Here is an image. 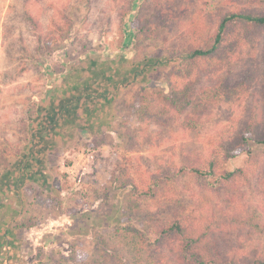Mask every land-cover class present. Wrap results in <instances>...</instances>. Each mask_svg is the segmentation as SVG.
<instances>
[{
	"label": "rangeland",
	"instance_id": "rangeland-1",
	"mask_svg": "<svg viewBox=\"0 0 264 264\" xmlns=\"http://www.w3.org/2000/svg\"><path fill=\"white\" fill-rule=\"evenodd\" d=\"M241 11L264 13V0H0V264H181L178 242L153 235L176 219L217 221L222 254L251 261L264 250L263 237L231 221L264 220V144L226 161L233 171L251 156L232 188L186 170L254 107L264 133V29L244 32L220 67L179 76L185 51ZM245 74L239 103L196 109L201 89ZM101 82L114 86L105 145L85 128ZM54 102L64 108L53 112ZM38 153L51 176L42 196L26 186V158ZM134 188L147 197L131 202Z\"/></svg>",
	"mask_w": 264,
	"mask_h": 264
},
{
	"label": "trees",
	"instance_id": "trees-1",
	"mask_svg": "<svg viewBox=\"0 0 264 264\" xmlns=\"http://www.w3.org/2000/svg\"><path fill=\"white\" fill-rule=\"evenodd\" d=\"M261 29H264V13L247 11L227 13L208 39H205L198 47H192L185 51L186 59L180 63L179 76L188 77L197 68L208 70L220 67L234 55L235 49L241 44L244 32H255ZM248 79L245 74L240 80L233 83L219 82L201 89L196 98V109L201 110V107L216 103H239L248 88ZM141 94L143 103L140 109L142 114L150 115L152 112L149 107V99L144 93ZM257 109L253 108L249 119L241 129L221 131L208 157L187 167L188 173L207 178L217 187L232 188L238 178L246 179L250 174L247 166L251 156L245 162L246 167L233 171L226 169V161L234 153L245 151L250 142L264 144V133L261 131ZM158 114L165 116L163 111H159ZM155 120H158V117H155ZM184 123L188 126H195L192 121H184ZM145 193V191H141L138 194V189L134 188L130 193V201L133 202L135 197H139L140 200L147 197ZM231 221L245 223L255 234L264 238L263 219L247 216L231 219ZM221 228L217 221H209L203 226H198L191 220L176 219L166 227L155 230L153 235L156 238L161 235L172 236L178 242L183 253L181 264H264V250L255 253L251 261L242 256L222 254L219 245V241L222 239L221 232H219Z\"/></svg>",
	"mask_w": 264,
	"mask_h": 264
},
{
	"label": "crops",
	"instance_id": "crops-1",
	"mask_svg": "<svg viewBox=\"0 0 264 264\" xmlns=\"http://www.w3.org/2000/svg\"><path fill=\"white\" fill-rule=\"evenodd\" d=\"M114 79L115 78L113 77L112 80ZM116 81L118 82V79ZM96 84L92 87V90H96L93 91L94 96L90 97V100L92 102L88 101L87 103V106L89 107V114L87 116V120L85 123L87 127L85 128L87 135L90 136L93 140H96L95 137L97 136H102V138L105 139L104 142L105 145V143L106 144L108 143L110 136L113 134L115 105L113 103L114 96L111 94V92L114 86L109 83L105 84V82H101L102 88H98L96 87ZM51 104L52 105L50 107V110L52 109L53 112L55 110L58 111L59 109L64 108V106L59 107L58 103L56 102ZM73 104L77 105V103H73ZM70 107L71 106H69L68 108L69 110L65 109L68 111L69 123L71 122L70 121L72 119L71 117H73L72 116L73 113H71L72 107L71 109ZM52 115H54V113H52ZM61 116H65V115H61ZM47 121H48V117H47ZM49 127L52 128L53 124H49ZM45 128L46 127H44L43 130H41L43 131V133ZM62 132H64L65 134L66 133L72 134L70 130L68 131L62 130ZM43 140H45V138H43ZM41 155L43 156L42 153H38L37 155L30 156V158L29 157L26 158L25 172H27V175L28 174L30 175V177L27 176L28 178H30V180L26 182L27 183L26 186H31L37 192L40 191V195L42 196L41 192L45 191L44 181L50 179L51 176L48 171V165H47L48 160L47 158L44 159L43 157H40ZM35 195L37 197L39 196L37 194ZM31 198H33V195L29 197V199ZM28 237L33 238L32 233H25L24 238H28Z\"/></svg>",
	"mask_w": 264,
	"mask_h": 264
}]
</instances>
